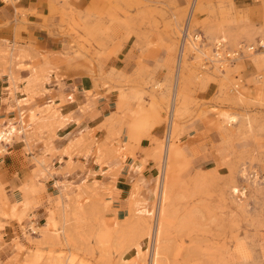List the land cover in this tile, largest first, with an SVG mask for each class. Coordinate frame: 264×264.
<instances>
[{"label":"rangeland","instance_id":"374dc122","mask_svg":"<svg viewBox=\"0 0 264 264\" xmlns=\"http://www.w3.org/2000/svg\"><path fill=\"white\" fill-rule=\"evenodd\" d=\"M54 13L50 34L70 40L60 51L0 40V77L11 84L9 97L0 90V128L17 127L0 143V157L39 141L54 152L44 131L69 123L61 109L77 91L61 78L87 74L107 86L104 120L88 138L71 137L63 152L69 160L75 148L93 152L107 169L55 180L49 192L45 170L58 171L48 159L34 153L16 165L24 177L20 210L0 183V228L18 225L5 264H153L157 253V264H264V0H90L79 8L63 2ZM185 30L200 37L197 49L183 48ZM218 44L232 55L213 61ZM55 73L50 86L61 101L26 110L50 92ZM24 81L27 96L19 97ZM139 152L130 169L150 162L155 171L134 177L121 197V162ZM141 177L155 178L150 202L139 195Z\"/></svg>","mask_w":264,"mask_h":264},{"label":"crops","instance_id":"0c3cea01","mask_svg":"<svg viewBox=\"0 0 264 264\" xmlns=\"http://www.w3.org/2000/svg\"><path fill=\"white\" fill-rule=\"evenodd\" d=\"M63 2L71 5L73 4L79 8L89 4L90 0H0V40L9 43H15L18 40L25 48L28 46V43L31 42L47 52L60 51L63 49V44L66 41L70 42V40L68 38H66V40L64 38L62 39L57 33V30H55V35H51L49 28L53 30V27L59 22V18L54 16L57 15L54 11L57 8H61ZM47 16L50 17L48 23H46L45 20V17ZM22 73L27 75L28 70L25 69ZM61 80L65 81L69 86L75 84L77 86V91H73L72 93L69 92V94L66 95L67 99L68 97L73 96L74 100L66 101L61 109L62 113L71 116L69 123H67L65 127L57 129L55 134L53 131H44L45 135L43 136V140H47L49 135H53L51 142L55 151L50 153L47 152L45 150L47 147L45 142L39 141L38 143L33 144V147L30 145L29 149L25 151L24 148L27 146V143H21V146L13 148L10 153L0 157V183L7 184L5 189L7 191L8 200L12 203L11 205H18L17 208L19 210L22 207V204H19V201L23 200V194L21 191H18L17 188L22 184L24 177L21 176L23 173L16 167V165H19L20 163L21 165H24L26 162H30V159L28 158H32L34 153L36 155H41L40 157L45 160L48 159L45 165H48L49 170H52L54 167L55 170L58 171V173L55 172L53 177H50L49 171L45 170L47 171L45 172V185L49 192L52 191V189H56L54 185L55 180L71 182L86 176L90 170L98 172L100 169L101 171L107 169L106 165L102 166L95 160L96 156L93 155V152L89 155L87 154L88 156L86 157L85 155L78 154L80 148H75L72 151L71 160H69V156L63 152V148L68 145L71 137L83 136L84 138H88V133L95 129L104 120V111L107 109L108 104V100H106L108 98L106 93L107 86H104L98 81L99 79L96 80L87 74L76 78L72 82L64 78H61ZM56 81V73L53 74L51 78L48 77V84L46 86L50 92L36 96L35 101L39 104L34 107L26 108V110L29 111L37 106H42L51 100L59 103L61 101L58 92L59 88L56 86L52 88V86H50V84H56ZM25 83L26 81L19 84L21 90H15L19 97H22V93L25 92L23 89ZM10 86L11 84L9 80L7 83L6 76H1L0 90L5 89L7 97L10 95ZM17 101L19 102L20 100L17 98ZM12 105L13 104H10V108H13L11 107ZM95 105L96 115L91 117L89 113ZM92 113L94 114V111ZM154 131L157 136L163 134L162 128H157ZM94 133L96 134L97 139H103L105 135L103 130L95 131ZM143 143L142 145L144 146ZM143 157L144 155L139 152L136 154V158L129 155L123 162H121L117 182L115 183L117 190L121 192V197H125L126 194L130 192L132 186L131 183L135 179L134 177L140 173H143L145 176L153 175L155 169L150 162L144 163L141 170L135 171L134 169H130L131 166L140 162ZM25 171L28 172L27 169ZM16 173L18 174V177H16ZM152 179L155 181V178ZM152 179L141 177L138 180V182L142 184L139 195L148 202L153 199L152 192L156 185L155 181L153 187H148L149 182ZM13 187H15L16 190L13 191ZM1 190L2 189L0 188V201H3L4 193H1ZM0 210L4 213V209H2L1 205ZM39 214H42V212L39 211ZM8 215L12 214L8 213ZM17 227L18 225L16 223L8 222L0 228V264H5L12 255L10 244L15 239ZM17 241L19 240L17 239Z\"/></svg>","mask_w":264,"mask_h":264},{"label":"bare ground","instance_id":"6f19581e","mask_svg":"<svg viewBox=\"0 0 264 264\" xmlns=\"http://www.w3.org/2000/svg\"><path fill=\"white\" fill-rule=\"evenodd\" d=\"M181 33L183 34V36H184L183 39L185 40L183 43V48H185L187 45H189V46H191V48L197 49L196 45L200 41V37L198 36V37L194 38L193 36H191V33L188 30H185L184 32L181 31ZM220 46L221 45L218 44V50L215 54V57H212L213 61H215L214 58H216V57L219 60H222L223 58H226V57H229L232 55L231 53L230 54L224 53V51L220 48ZM199 53H201V52H199ZM225 54L227 55L226 57H225ZM204 55L208 56L207 53H205ZM217 58H216V60H217ZM220 67H221V69L226 68L225 61L220 63ZM22 122H23V120H21V123ZM16 132H17V127L14 124H8L6 126L1 127L0 128V143L1 144L9 143ZM164 201H165V191H162V200H161L162 206H164V204H163ZM33 233H35V232H33ZM159 256H160V254L157 253L156 261L154 260L153 264H157V260H158ZM154 257H155V254H154ZM55 263L61 264L62 263L61 258H57L55 260Z\"/></svg>","mask_w":264,"mask_h":264}]
</instances>
